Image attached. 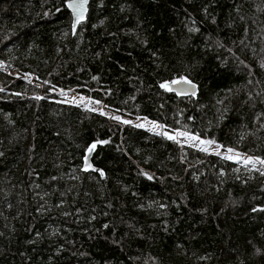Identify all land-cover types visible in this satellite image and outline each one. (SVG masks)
I'll use <instances>...</instances> for the list:
<instances>
[{
  "label": "trees",
  "instance_id": "16d2710c",
  "mask_svg": "<svg viewBox=\"0 0 264 264\" xmlns=\"http://www.w3.org/2000/svg\"><path fill=\"white\" fill-rule=\"evenodd\" d=\"M0 63L35 77L0 69V264H264V176L53 94L264 159V0H90L74 35L0 0Z\"/></svg>",
  "mask_w": 264,
  "mask_h": 264
},
{
  "label": "snow or ice",
  "instance_id": "6c2138e0",
  "mask_svg": "<svg viewBox=\"0 0 264 264\" xmlns=\"http://www.w3.org/2000/svg\"><path fill=\"white\" fill-rule=\"evenodd\" d=\"M65 4H66V7L71 10V13L74 17L72 26H73V29H75L76 25L81 23V21H83L85 19V13L87 11L86 5L88 4V0H65ZM261 67H264V64H262ZM93 79H96V77H93ZM179 82L182 84L188 85L189 89L191 90V94L195 95V89L197 86L194 84V82L191 79H189L186 76H181L179 78ZM176 83H177V81L173 80L170 82H162V83H160L159 86H160V88L165 89L166 91H171V85L176 84ZM36 99L39 100V99H41V97L37 96ZM80 99H81V103H83L84 98L81 97ZM88 103H92V101L89 100ZM95 103L99 104L100 102L95 101ZM87 110L88 111H94V109H92V108H88ZM100 114L104 115V112L101 111ZM111 118L118 121V122L124 123V124L130 123V121H128V120H121L120 116H112ZM138 119H139V117H138ZM152 123L154 124L155 127H159V128L164 127L163 125L155 124V122H152ZM136 126L137 127H143L142 124H138ZM157 134L162 135L164 138H166L168 140L175 141L176 143H180V140L177 139L178 137H183L186 141H189V142H198V144L200 146H202L200 148V150L204 151V152H207L208 148L214 145V141L202 140L199 136L192 135V134L188 133L187 131L181 132V131L177 130L171 134L168 131H163L162 133H157ZM98 143H108V141H98ZM95 147H96V144L93 143L92 145H90L88 147L87 151L92 152L95 149ZM221 147L222 146L219 144H215V146H214L215 154L218 156L221 155V152H220ZM226 151H227V155L224 157L225 159L233 160L237 163L240 162V159H241L240 154L236 153L233 148L229 147V148H227ZM243 162L245 165L252 164L254 169H255V165L257 163L260 165H264V159H261L260 157H251V156L245 157ZM90 167H91V165L88 163L87 158H85L84 170H88ZM92 170L99 172L101 177H103L105 175V173L102 169H95L94 168ZM142 174L147 175L146 173H142ZM221 175H223V173H221ZM260 175L264 176V170H260ZM147 178L149 180L153 179V177L151 175H147ZM217 191H219V189H217ZM252 211H254V212L255 211H264V207L253 208ZM104 227L106 228V227H108V225H104Z\"/></svg>",
  "mask_w": 264,
  "mask_h": 264
},
{
  "label": "rangeland",
  "instance_id": "374dc122",
  "mask_svg": "<svg viewBox=\"0 0 264 264\" xmlns=\"http://www.w3.org/2000/svg\"><path fill=\"white\" fill-rule=\"evenodd\" d=\"M0 69L5 71L6 73L16 77V78L24 79V80L29 81V82H33L34 79H35V77H33L32 75H29V74H22L21 75V74L18 73L17 69L11 68V67H9V66H7L5 64H2V63H0ZM53 94H55L60 101L72 103V104H75V105H77V106H79L81 108H84V109L92 108V109H94V112H98V113L103 111L104 115L109 120H111L112 122L117 123L119 125H122V126H124V125H132V126L137 127L136 125L142 124L143 127H138V128H143V129L149 130V131H151L153 133H156V134L157 133H162L163 131H168L171 134L174 131H177V130L167 129L165 126L163 128L155 127L154 124L152 123L154 121H150V120H148L146 118H142V117H139V119H138V117H134L133 118V117L127 116L124 113L116 112V111H112L110 109H107L102 102L97 104V103H95V100H91L88 97H85V96L77 93L75 90H57V91L53 92ZM81 97L84 98V102L83 103H81V99H80ZM89 100H91L92 103H88ZM112 116H120L121 120H128V121H130V123L129 124H124V123L118 122V121L112 119L111 118ZM155 124L161 125V124H159L157 122H155ZM181 132H184V131H181ZM177 139L180 140V143H177L180 147H192V148H195V149H198V150H200V148L202 147V146H200L198 144V142H189V141H186L183 137H178ZM201 139L202 140H209V139H205V138H201ZM215 144L216 143L214 142V145L209 147L208 151L205 152V153L206 154H215V151H214ZM226 150L227 149H224V150L222 148L220 149L221 156L223 158L227 155V151ZM236 153L240 154V158H241L240 162L237 163V162H235L233 160H231V161H233V162L237 163L238 165L243 166L245 168L257 171L258 173H260V170H264V165H260L258 163L255 165V169L253 168L252 164L245 165L243 160H244L245 157H249V156L245 155V154H242L240 152H236Z\"/></svg>",
  "mask_w": 264,
  "mask_h": 264
},
{
  "label": "water",
  "instance_id": "95a60500",
  "mask_svg": "<svg viewBox=\"0 0 264 264\" xmlns=\"http://www.w3.org/2000/svg\"><path fill=\"white\" fill-rule=\"evenodd\" d=\"M89 3H90V0H88V4L86 5L87 11L85 13V19L83 21H81V23L77 24L76 27H75V29H73V26H72L73 25L74 17H73V15L71 13V10L68 9L66 7V4H65L66 9L68 10V12L70 13V16H71V33H72V35H74L75 32L77 31L78 27L86 21L87 14H88ZM170 92H172V93H174L176 95H179V96L196 98L197 97V93H198V86L195 89V95H192L191 94V90L189 89V86L186 85V84H182V83L179 82V80H177V83L176 84L171 85V91ZM88 163L90 164L89 161H88Z\"/></svg>",
  "mask_w": 264,
  "mask_h": 264
}]
</instances>
